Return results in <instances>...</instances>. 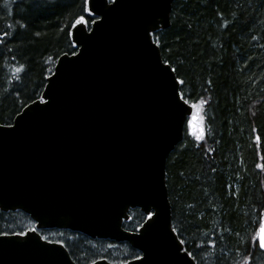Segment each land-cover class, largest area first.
<instances>
[{"label": "water", "instance_id": "1", "mask_svg": "<svg viewBox=\"0 0 264 264\" xmlns=\"http://www.w3.org/2000/svg\"><path fill=\"white\" fill-rule=\"evenodd\" d=\"M174 1L85 0L94 20L71 26L76 52L0 125V211L34 223L0 234V264H75L37 233L49 229L126 243L139 257L123 264H196L172 228L165 181L193 107L153 40L169 28ZM133 210L145 220L127 231Z\"/></svg>", "mask_w": 264, "mask_h": 264}, {"label": "trees", "instance_id": "2", "mask_svg": "<svg viewBox=\"0 0 264 264\" xmlns=\"http://www.w3.org/2000/svg\"><path fill=\"white\" fill-rule=\"evenodd\" d=\"M81 17L94 20L85 0H0V125L39 99L59 56L76 52L69 31ZM153 39L193 107L166 164L172 228L196 264H264V0H175ZM143 220L134 210L125 228ZM32 227L0 211V234ZM63 234L76 264L139 256L125 243L55 238Z\"/></svg>", "mask_w": 264, "mask_h": 264}, {"label": "flooded vegetation", "instance_id": "3", "mask_svg": "<svg viewBox=\"0 0 264 264\" xmlns=\"http://www.w3.org/2000/svg\"><path fill=\"white\" fill-rule=\"evenodd\" d=\"M124 227H126V224L124 225ZM34 228V226L32 227V229ZM38 232V234L44 239V240H47V241H49V242H52V243H59V244H62L64 247H65V244H64V242H65V240H64V234L62 235V236H57V238H55L56 237V235L58 234V233H60V232H65L67 235H73V236H75V237H80L81 235H79V234H75V233H71V232H69V231H67V230H55V229H49V230H41V231H37ZM82 237H84V236H82ZM85 239H88V238H86V237H84ZM88 240H91V241H103V242H105L107 245H111V243H114V242H111V241H107V240H98V239H94V240H92V239H88ZM112 247H115V246H112ZM65 249H66V247H65ZM113 249H115V248H113ZM67 250V249H66ZM67 252H68V250H67ZM69 253V252H68ZM70 255V254H69ZM99 259V258H98ZM98 259H96V260H98ZM93 261H95V260H93ZM92 261H90V262H88V263H85V264H89V263H91ZM84 264V263H83Z\"/></svg>", "mask_w": 264, "mask_h": 264}, {"label": "snow or ice", "instance_id": "4", "mask_svg": "<svg viewBox=\"0 0 264 264\" xmlns=\"http://www.w3.org/2000/svg\"><path fill=\"white\" fill-rule=\"evenodd\" d=\"M165 63L167 64V61ZM186 102L187 101H185V103ZM197 139H199V137H197ZM148 215H149V217H151L153 214L152 213H149ZM21 234H23V233H21ZM258 242H259V246L262 249H264V228H261V230H260V235L258 237Z\"/></svg>", "mask_w": 264, "mask_h": 264}, {"label": "bare ground", "instance_id": "5", "mask_svg": "<svg viewBox=\"0 0 264 264\" xmlns=\"http://www.w3.org/2000/svg\"><path fill=\"white\" fill-rule=\"evenodd\" d=\"M62 55H63V54H62ZM68 55H70V54H68ZM59 57H60V56H59ZM59 57H58V58H59ZM263 226H264V225H263ZM173 230H174V229H173ZM175 233H176V232H175ZM176 235H177V234H176ZM178 239H179V238H178ZM189 255H190V254H189ZM190 257H191V255H190ZM191 258H192V257H191ZM192 259H193V258H192ZM193 260H194V259H193ZM194 262H195V261H194ZM195 263H196V262H195Z\"/></svg>", "mask_w": 264, "mask_h": 264}, {"label": "rangeland", "instance_id": "6", "mask_svg": "<svg viewBox=\"0 0 264 264\" xmlns=\"http://www.w3.org/2000/svg\"><path fill=\"white\" fill-rule=\"evenodd\" d=\"M199 114H200L199 112H196V115H195V117H198V116H199Z\"/></svg>", "mask_w": 264, "mask_h": 264}]
</instances>
